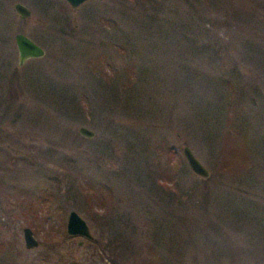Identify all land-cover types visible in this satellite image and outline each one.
I'll return each mask as SVG.
<instances>
[{
    "label": "rangeland",
    "instance_id": "1",
    "mask_svg": "<svg viewBox=\"0 0 264 264\" xmlns=\"http://www.w3.org/2000/svg\"><path fill=\"white\" fill-rule=\"evenodd\" d=\"M177 31L202 47L190 67L208 87L187 77L193 71L180 75ZM18 32L43 56L18 66ZM217 45L238 74L228 122L209 82L225 74L203 48ZM99 59L104 78L89 72ZM128 63L137 77L125 88ZM183 146L206 179L190 171ZM70 210L93 240L66 235ZM23 227L37 247H24ZM116 242L118 264H264V0H89L74 10L62 0H0L7 264H116Z\"/></svg>",
    "mask_w": 264,
    "mask_h": 264
},
{
    "label": "trees",
    "instance_id": "2",
    "mask_svg": "<svg viewBox=\"0 0 264 264\" xmlns=\"http://www.w3.org/2000/svg\"><path fill=\"white\" fill-rule=\"evenodd\" d=\"M179 31L176 32V34H179V38L176 39V41L174 40V46H175V50L178 51L180 57H181V61L183 62V65L181 63L180 67V75L183 76L184 75V69L185 71H189L193 73H190L189 76L187 77H192V79L194 80H198L199 84L201 86H204L202 82H205L207 84L208 87V82L206 77H208L207 75H203L201 77H196L195 75L196 73V69H194V67H190V61L191 60H195V59H199V57L202 56V47H197V46H192L191 45V40L190 38L187 39V35H186V31L182 32L181 34L178 33ZM175 35V36H177ZM172 36V35H171ZM181 39V43H177L179 40ZM214 46V45H213ZM203 48L208 49L209 51H212V63L213 66L215 67L216 70H218V72H220L221 74H225L224 79H212L210 83V85L212 86V89L214 91L215 86L217 88H219L218 90V98L221 99V103H220V107H218V109L221 111L222 107L224 106V114L225 112H227L228 116L226 117V122H228V117L232 114V110L236 111V109H233V105L232 102H234L233 98H234V84H235V80L232 79L231 77H237V71H236V65L234 63V61L229 60L231 59L230 56L227 55L226 53V48L223 47L221 48L220 45H217V47H209L208 46H204ZM205 49V50H206ZM191 52V53H190ZM202 53V54H201ZM134 64V61H132ZM183 66V67H182ZM133 67V65H132ZM105 68V63H103L100 59L95 62L92 63V66L89 68V72L90 74H92V76L94 75V77H101L104 78L106 75V72L104 71ZM183 68V69H182ZM127 69L131 70V71H127ZM123 71V75H127L128 77H121L123 79H121V84L123 85V87H133L134 86V77H137V74L135 73L134 69L131 67H129V63L127 65H125L124 70ZM128 72H130L128 74ZM177 77H179V75H177ZM205 87V86H204ZM231 96L233 98H231ZM231 102V103H230ZM210 111V110H209ZM222 112V111H221ZM222 114V113H221ZM223 119L224 115L222 116ZM225 132V130H224ZM166 162H168V160L166 159ZM158 169V168H157ZM163 172H165L166 176L171 177V174H174V170L173 166L168 165V163L164 164V167L162 169ZM170 170V171H169ZM176 171V170H175ZM172 172V173H171ZM164 186V185H161ZM165 187V186H164ZM37 200H35L36 203ZM1 244V243H0ZM120 244V243H119ZM117 242L114 243L113 248L115 249L114 255H115V259L113 260V262H115L116 264L118 260H124V250L121 247V245H119ZM121 248V249H120ZM9 257H11V255L5 253L3 247H0V264H7V261L9 260ZM73 264V263H71ZM80 264H84V263H80ZM123 264V262L121 263Z\"/></svg>",
    "mask_w": 264,
    "mask_h": 264
},
{
    "label": "water",
    "instance_id": "3",
    "mask_svg": "<svg viewBox=\"0 0 264 264\" xmlns=\"http://www.w3.org/2000/svg\"><path fill=\"white\" fill-rule=\"evenodd\" d=\"M64 1L70 9L74 10L82 3L89 0H62ZM13 10L18 15L20 19H27L30 16V11L19 2H15L13 4ZM14 44L17 52V65L20 66L27 59L40 58L43 56L44 52L40 46H38L35 42L30 40L23 33H15L13 35ZM77 132L85 137L91 138L93 136V132L86 127H78ZM182 155L186 161V164L190 171L203 179L208 177V172L203 167V165L195 158L192 154L191 150L187 146L182 147ZM22 239L24 243V247L26 249H32L37 247V239L34 237L32 230L29 227L22 228ZM65 233L69 236H80L86 239L93 240L92 235L89 232L88 226L86 222L73 210H70L66 217L65 223ZM82 242L79 241L77 245H81Z\"/></svg>",
    "mask_w": 264,
    "mask_h": 264
},
{
    "label": "flooded vegetation",
    "instance_id": "4",
    "mask_svg": "<svg viewBox=\"0 0 264 264\" xmlns=\"http://www.w3.org/2000/svg\"><path fill=\"white\" fill-rule=\"evenodd\" d=\"M67 235V234H66ZM69 236V235H68ZM86 239V238H85ZM86 240H90V239H86ZM78 243V242H77ZM81 246V245H80Z\"/></svg>",
    "mask_w": 264,
    "mask_h": 264
}]
</instances>
